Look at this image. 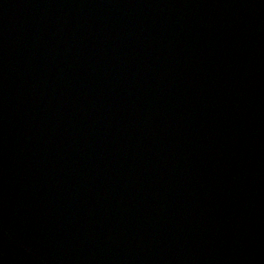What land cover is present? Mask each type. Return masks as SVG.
I'll use <instances>...</instances> for the list:
<instances>
[{
    "label": "water",
    "instance_id": "obj_1",
    "mask_svg": "<svg viewBox=\"0 0 264 264\" xmlns=\"http://www.w3.org/2000/svg\"><path fill=\"white\" fill-rule=\"evenodd\" d=\"M0 264H264V0H0Z\"/></svg>",
    "mask_w": 264,
    "mask_h": 264
}]
</instances>
